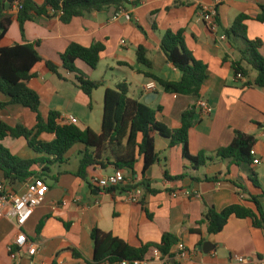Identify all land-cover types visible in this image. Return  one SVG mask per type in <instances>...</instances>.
Segmentation results:
<instances>
[{"label":"crops","instance_id":"crops-1","mask_svg":"<svg viewBox=\"0 0 264 264\" xmlns=\"http://www.w3.org/2000/svg\"><path fill=\"white\" fill-rule=\"evenodd\" d=\"M34 1L38 5L44 3V0ZM129 1L138 2L125 11L130 21L109 10L74 18L69 24L58 19H38L25 23L24 38L16 21L17 5H13L9 11L12 23L0 41V48L38 42V53L56 64L62 77L42 69L29 81L28 87L40 97L42 117L57 113L60 124L64 118L72 117L80 130L90 129L100 135L102 114L97 113H103L105 92L124 84L129 90L128 97L157 111V120L169 129L179 128L182 114L195 109L194 124L188 135L192 157L203 154L214 158L217 151L231 145L235 132H239L255 139L253 149L260 163L242 167L215 160L196 170L190 169L182 159L180 145L170 149L168 140L156 136L155 164L143 175V161L138 158L133 172L125 173L127 190L142 189L139 202L130 203L122 187L110 192L91 185L92 178L111 174L114 171L111 166L91 167L87 170V182L74 175L80 154L86 152L83 145H76L73 148L78 147L77 160L72 169L67 155L65 164L33 168L36 177L44 169H49L51 176H59L55 184L46 183L50 189L44 203L23 226L21 231L26 243L22 247L15 245L19 231L13 215L0 219V264H88L93 257L90 240L93 229L135 248L159 244L163 234L169 233L185 248L182 256L178 244L175 245L170 257H162L151 248L145 258L147 264H235V256L260 259L264 255V230L254 228L250 219L231 217L215 235L207 232L206 223H201L210 208L221 212L229 206L241 205L255 211L252 197L264 211L262 191L251 182L256 176L260 186L264 183V88L253 85L257 73L243 60L239 51L241 44L225 36L238 16L247 15L250 17L246 22L247 38L262 42L260 52L264 57V23L254 20L264 0ZM204 11H215L218 19L215 30L203 22ZM168 30L182 31L185 47L207 67L200 98L212 108L209 116L197 105L198 98L165 93L158 85L154 91L146 90L152 80L145 73L172 82L181 79V73L167 62L160 48ZM72 43L85 48L101 43L105 47L95 70L81 61L76 62L77 69L88 79L103 83L91 98L74 86V76L61 67L60 55ZM139 47L145 49L150 69L137 62ZM235 63L245 71L244 80L236 78ZM8 101L0 93V102ZM0 120L10 127L22 125L31 129L35 125V116L19 105L0 108ZM44 139L52 137L44 136ZM2 144L23 160L44 156L34 153L23 139L8 137ZM87 153L93 155L94 151ZM99 155L101 160L112 161L110 151H101ZM165 174L186 177L174 182L166 180ZM142 180L147 181L154 194L140 186ZM0 183H5L2 173ZM24 185L20 183L11 189L20 192ZM40 223L41 229L36 233ZM11 248H15L13 254H10ZM74 252L79 258L74 257Z\"/></svg>","mask_w":264,"mask_h":264},{"label":"trees","instance_id":"trees-1","mask_svg":"<svg viewBox=\"0 0 264 264\" xmlns=\"http://www.w3.org/2000/svg\"><path fill=\"white\" fill-rule=\"evenodd\" d=\"M14 4L17 5L16 21L24 38L26 22L38 19H58L63 24H69L74 18L84 17L93 12L107 11L111 7L115 8L116 15L137 6L138 2L129 0H44L42 5H38L34 0H16L7 9V0H0V41L12 23L9 11ZM215 20L217 24V16ZM248 20L250 17L247 15L238 16L231 27L225 31V36L241 44L239 51L243 60L257 73L253 85L264 88V57L260 52L262 42L258 39L249 40L247 38L246 22ZM254 20L264 23V6H260V14ZM38 45L39 43L36 42L0 48V93L9 98L7 103L0 102V108L19 105L35 116V125L31 129L22 125L10 127L0 120V173L10 188L13 189L15 185L27 183L36 177L37 174L34 173L33 168L37 165L65 164L67 162L65 156L76 145H83L86 152L80 154L78 169L74 175L85 182L88 177L87 170L97 164L101 168L109 165L114 170L121 171L125 176V173L133 172L138 158H142V174L144 175L157 161L156 136L168 140L170 149L180 145L182 159L190 169L196 170L215 160L230 161L242 167L253 165L250 151L255 145V139L239 132H235L231 145L217 151L214 158L203 154L192 157L188 150V135L194 124L195 109L192 108L182 114L179 128L169 129L157 120V111L130 99L128 87L124 84L118 85L114 90L107 89L105 92L100 135H96L90 129L82 131L72 124H60V116L57 113L43 118L40 114V97L28 87V83L36 78L42 69L50 71L59 78L62 77L58 72V66L38 53ZM160 48L167 62L181 73V79L172 82L150 73H145V77L155 82L165 93L199 98L202 86L207 79V67L197 61L185 47L183 32L168 30L161 40ZM104 50L105 47L101 43H94L88 48L72 43L60 55L61 67L74 76V86L88 98H91L92 93L103 83L88 79L77 69L76 62L81 61L90 69L95 70ZM136 55L139 64L147 69L151 68L143 47L137 48ZM233 68L235 75L245 76V71L239 63H235ZM246 85L251 86L249 83ZM44 136L52 137V139L46 140ZM8 137L23 139L34 153L44 156L34 160L18 158L2 144V141ZM89 150H93L94 154L89 155L87 153ZM101 151H110L112 161L101 160L99 155ZM58 176H51L50 170L44 169L37 177L53 185L57 182ZM185 177V174L175 177L165 174L166 180L174 182ZM251 182L254 187L262 191L264 197V183L260 186L256 176L252 177ZM140 186L151 194L155 193L149 190L146 180H142ZM126 187L127 185L122 187V190L128 191ZM112 189L107 191L111 192ZM251 203L254 204L255 211L241 205L229 206L221 212L210 208L206 211L201 223H206L207 232L214 235L224 229L231 217L250 219L254 228L264 230L262 206L254 197L251 198ZM41 226L40 223L36 233H39ZM90 240L93 244V257L88 264H121L122 262L132 264L134 261H145L151 248H154L162 257H170L172 247L179 242L174 235L165 233L159 244H147L135 248L98 229L91 231ZM14 252L15 248H11L10 254ZM74 257L79 258V255L74 252Z\"/></svg>","mask_w":264,"mask_h":264},{"label":"built area","instance_id":"built-area-1","mask_svg":"<svg viewBox=\"0 0 264 264\" xmlns=\"http://www.w3.org/2000/svg\"><path fill=\"white\" fill-rule=\"evenodd\" d=\"M219 3V2H217ZM122 15L126 21H130V16L121 11L118 15ZM117 15V16H118ZM116 16V18H117ZM216 13L215 11H204L202 13V20L208 26L210 30H215L216 28ZM236 78L239 80H244L241 74H237ZM157 84L150 81L146 85L147 91H154ZM197 105L202 109L206 116H209L212 112V108L203 98L197 99ZM62 124H72L76 125L77 120L72 117H67L61 120ZM250 156L253 158V165H258L260 163L256 156L254 149L250 151ZM100 168V167H99ZM91 185L95 188H99L103 191H107L112 188L124 187L127 185V180L121 171L114 170L111 174L105 175L99 178H92ZM49 186L43 181L42 178L34 177L25 183L23 190L20 192L13 191L6 183H0V219L9 217L13 215L15 218L16 226L19 231V235L16 238L15 245L17 247H22L26 243V236L21 231L23 226L32 217L35 209L42 205L45 201V197L49 192ZM141 188H134L133 190L127 191V200L130 203H138L141 196ZM186 197L189 196L188 193L184 194ZM173 197H176L175 195ZM178 248L181 251L182 256L185 255V248L183 244L178 243ZM235 264H264V255L260 259H254L251 257L235 256ZM121 264H129L127 262H122ZM132 264H147L146 261H134Z\"/></svg>","mask_w":264,"mask_h":264},{"label":"rangeland","instance_id":"rangeland-1","mask_svg":"<svg viewBox=\"0 0 264 264\" xmlns=\"http://www.w3.org/2000/svg\"><path fill=\"white\" fill-rule=\"evenodd\" d=\"M92 107H94V103L92 104ZM97 114H102L101 113H97ZM77 148L75 147L73 148L68 154L67 157L70 158V164H71V169L76 165V160H77ZM19 158V157H18ZM21 159V158H20Z\"/></svg>","mask_w":264,"mask_h":264},{"label":"water","instance_id":"water-1","mask_svg":"<svg viewBox=\"0 0 264 264\" xmlns=\"http://www.w3.org/2000/svg\"><path fill=\"white\" fill-rule=\"evenodd\" d=\"M14 1H16V0H7L6 8L8 9L9 6H10ZM109 11L113 14V13L115 12V8H114V7H111V8L109 9ZM155 95H156V94H155Z\"/></svg>","mask_w":264,"mask_h":264}]
</instances>
